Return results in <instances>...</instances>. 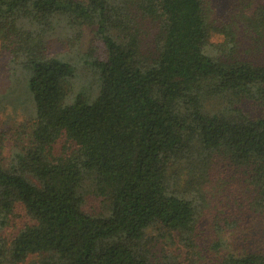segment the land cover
Instances as JSON below:
<instances>
[{"label":"trees","instance_id":"1","mask_svg":"<svg viewBox=\"0 0 264 264\" xmlns=\"http://www.w3.org/2000/svg\"><path fill=\"white\" fill-rule=\"evenodd\" d=\"M0 47V264H264V0H0Z\"/></svg>","mask_w":264,"mask_h":264},{"label":"rangeland","instance_id":"2","mask_svg":"<svg viewBox=\"0 0 264 264\" xmlns=\"http://www.w3.org/2000/svg\"><path fill=\"white\" fill-rule=\"evenodd\" d=\"M226 3L228 0H225ZM91 42V35L89 32L85 34L84 41H83V50L86 51L89 47V44ZM50 51L52 53H61L63 51V46L61 43L57 41H53L50 43ZM1 48V47H0ZM1 51V49H0ZM65 54V53H62ZM7 57L4 55H1L0 57V66L5 64L7 62ZM76 58H72L71 62L74 63L78 68L80 69V77L77 78V84L75 87V91L78 93L86 94L89 96L90 100H93L97 94V84H96V72L89 67L88 65H82L80 61H76ZM5 88L3 89L1 86V92L4 93ZM249 111L252 116L257 117L264 115V107L261 105H249L248 106ZM33 108L30 103L25 105H14L9 104L8 106L0 107V130H5L7 132H10L12 129L15 133V129H17L22 124H25L31 118ZM13 141L12 138L9 137L6 141L7 145V152H9V148L11 147ZM104 205L102 204V199L97 198L96 196H90L88 198V201L86 203L85 209L89 213L97 214L103 211ZM32 223L31 218L27 215L25 209L19 205L17 207V214L16 217L13 219V222L10 224V226L3 232L5 236L7 237H14L25 225ZM236 240L238 241V244L241 246L245 244H249L250 238L251 242H253L254 246L261 245L264 247V222L260 221V219H253L249 218L248 223L245 227V231L242 233H238L236 235ZM170 246L168 247V250L170 252H175L176 255L181 254L183 252L182 248L179 245H172L171 242H169ZM180 261L183 260V257L179 259ZM181 263V262H180ZM183 264V263H181Z\"/></svg>","mask_w":264,"mask_h":264}]
</instances>
